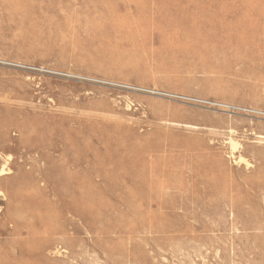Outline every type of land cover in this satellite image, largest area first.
<instances>
[{"label": "rangeland", "instance_id": "rangeland-1", "mask_svg": "<svg viewBox=\"0 0 264 264\" xmlns=\"http://www.w3.org/2000/svg\"><path fill=\"white\" fill-rule=\"evenodd\" d=\"M1 168L0 264H264V0H0Z\"/></svg>", "mask_w": 264, "mask_h": 264}, {"label": "bare ground", "instance_id": "bare-ground-1", "mask_svg": "<svg viewBox=\"0 0 264 264\" xmlns=\"http://www.w3.org/2000/svg\"><path fill=\"white\" fill-rule=\"evenodd\" d=\"M229 142H230V141H229ZM236 144H237V143H236ZM231 145H232L233 148L236 149L237 146L235 147V142H231ZM242 156H243V155H242ZM242 156L239 157L238 161H242V162H244L245 164L250 165L249 162H248L244 157H242ZM8 170H9V169H8ZM6 173H7V168H1V169H0V177L3 176V175H5ZM0 193H2V192L0 191ZM43 251H44V250H43ZM43 251H42V252H43Z\"/></svg>", "mask_w": 264, "mask_h": 264}]
</instances>
